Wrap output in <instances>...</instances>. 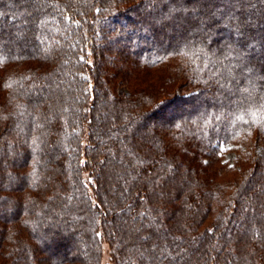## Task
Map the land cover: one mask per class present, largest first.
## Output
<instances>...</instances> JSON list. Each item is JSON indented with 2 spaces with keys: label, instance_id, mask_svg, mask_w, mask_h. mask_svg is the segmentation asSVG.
Listing matches in <instances>:
<instances>
[{
  "label": "trees",
  "instance_id": "1",
  "mask_svg": "<svg viewBox=\"0 0 264 264\" xmlns=\"http://www.w3.org/2000/svg\"><path fill=\"white\" fill-rule=\"evenodd\" d=\"M104 242L264 264V0H0V264Z\"/></svg>",
  "mask_w": 264,
  "mask_h": 264
},
{
  "label": "rangeland",
  "instance_id": "2",
  "mask_svg": "<svg viewBox=\"0 0 264 264\" xmlns=\"http://www.w3.org/2000/svg\"><path fill=\"white\" fill-rule=\"evenodd\" d=\"M94 56H90L89 57V62H91L94 58ZM88 142V139L87 137L85 136L84 137V143H87ZM230 146L228 144L226 145H223L222 146V149L225 151L227 150V148H229ZM86 154L84 153V158H86ZM234 157H235V152H230V151H226L225 154H224V158H223V161H226L228 166H233L235 165V162H234ZM238 167V166H237ZM85 175L88 176L89 173L88 172H85ZM91 193H93V190H92V187H91ZM102 264H111V257H110V250L108 248V245L106 242H104V249H103V256H102Z\"/></svg>",
  "mask_w": 264,
  "mask_h": 264
}]
</instances>
